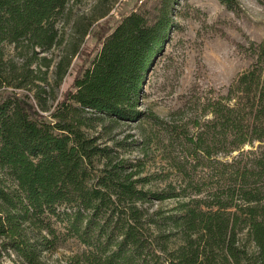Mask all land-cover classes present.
I'll list each match as a JSON object with an SVG mask.
<instances>
[{
  "label": "trees",
  "instance_id": "1",
  "mask_svg": "<svg viewBox=\"0 0 264 264\" xmlns=\"http://www.w3.org/2000/svg\"><path fill=\"white\" fill-rule=\"evenodd\" d=\"M68 2L0 0V264L9 251L21 264H51L45 254L69 238L82 246L71 264H264V40L250 41L251 63L227 86L196 91L195 113L168 122L182 148L175 179L156 189L139 160L115 161L87 129L95 120L106 128L104 117L116 124L145 114V82L170 37L176 1L152 0L99 23L97 46L62 90L53 122L6 87L47 81L32 65H52L41 53L63 41L57 19ZM70 63L60 58L57 79ZM168 199L171 208L154 206Z\"/></svg>",
  "mask_w": 264,
  "mask_h": 264
},
{
  "label": "rangeland",
  "instance_id": "2",
  "mask_svg": "<svg viewBox=\"0 0 264 264\" xmlns=\"http://www.w3.org/2000/svg\"><path fill=\"white\" fill-rule=\"evenodd\" d=\"M151 1L69 0L57 19L63 41L41 53L53 59L52 65L49 69L36 63L32 65L35 74L47 72V81L34 80L21 88H6L26 93L40 111L50 115L49 120L59 121V117L51 116V113L55 112L62 90L96 48L97 38L92 31L99 23L107 21V24H112L133 9L148 7ZM175 1L170 37L163 46L162 54L151 65L145 82L141 106L145 114L139 120L116 124H111L108 117H104L106 128L95 120L93 128L87 129L89 134L99 135L98 141L102 145L113 148L115 161L122 158L131 162L139 160L144 167L143 173L152 176L147 186L156 189L175 179L172 163L182 148L179 134L168 131L171 129L168 122L175 119L178 123L181 117L195 113L197 104L191 95L196 91L208 92L211 87L219 89L227 86L238 72L251 63L247 52L250 41L264 40V4L258 0H239V7L235 10L219 0ZM6 49L9 53L13 52L10 44L6 45ZM64 56L71 63L59 80L55 66ZM184 99L186 105L183 109L172 114ZM188 99L192 100L189 102ZM154 115L160 118H153ZM168 136H172L170 142ZM96 164L99 165L98 162ZM174 204V199H168L154 206L169 209ZM241 237V242L246 243L250 251L255 250L252 242L247 241L245 236ZM81 247L79 241L69 238L45 256L51 264H71V256ZM3 264L21 262L9 251L3 256Z\"/></svg>",
  "mask_w": 264,
  "mask_h": 264
}]
</instances>
